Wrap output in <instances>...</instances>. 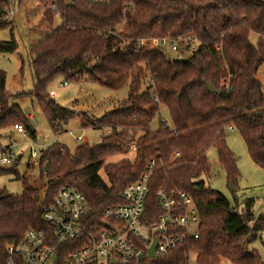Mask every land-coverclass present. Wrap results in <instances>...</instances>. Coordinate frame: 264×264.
Instances as JSON below:
<instances>
[{"label": "trees", "instance_id": "obj_1", "mask_svg": "<svg viewBox=\"0 0 264 264\" xmlns=\"http://www.w3.org/2000/svg\"><path fill=\"white\" fill-rule=\"evenodd\" d=\"M36 2L45 8L42 18L48 33L30 58L34 87L12 94L6 88L5 72L0 71V135L21 126L36 142L32 119L12 104L13 99L23 97L36 101L56 134L77 117L83 118L84 128L108 130L109 134L99 145L81 144L73 152L59 143L43 150L39 159V178L45 182L43 199L28 179L22 181L20 195L0 189V264L6 263L7 247L19 243L28 230L52 234L42 216L63 188L82 192L98 220L108 206L122 203L121 191L137 182L153 160L156 167L148 183V221L157 222L161 211L155 195L166 188L190 195L199 206L202 223L197 240L141 264H189L190 258L195 259L193 264H264L252 247L264 232V216L255 215L253 200H245L239 210L202 180L211 173L207 152L215 148L228 185L233 182L237 188L240 173L226 142L228 128L241 135L251 160L264 171V92L257 79L264 65V0ZM12 5L11 0H0V29L13 25L9 20ZM56 17L63 24L53 29ZM125 24L127 34L121 30ZM11 28L10 40H0L2 54L18 48ZM251 35L258 37L255 44ZM162 38L181 39L175 58L157 48L139 47L142 40ZM185 56H189L188 63L175 62ZM21 62L20 75L23 59ZM60 78L65 83L84 81L115 92L127 89L128 95L116 109L93 118L64 108L50 96L49 86ZM227 79L228 92L222 87ZM208 85L214 93H209ZM161 107L167 108L170 121L160 120L152 130ZM133 149V160L106 163ZM18 158L11 167H0V176L13 173L20 179ZM101 170L105 179L99 175ZM66 247L57 251L54 264H62L78 246Z\"/></svg>", "mask_w": 264, "mask_h": 264}, {"label": "rangeland", "instance_id": "obj_2", "mask_svg": "<svg viewBox=\"0 0 264 264\" xmlns=\"http://www.w3.org/2000/svg\"><path fill=\"white\" fill-rule=\"evenodd\" d=\"M13 7L10 11L9 20L13 22V33L18 43V48L15 52L9 54L0 53V71L6 74V88L12 94H18L22 91H32L35 83L33 73L30 69V61L32 59L33 49L45 34L48 33V24L42 18L45 8L37 4L36 0H11ZM63 24V21L56 17L54 21V28H58ZM11 26V27H12ZM0 29V40H10L12 28ZM122 32L127 34L128 29L126 24L122 27ZM257 36L251 35L250 41L255 44ZM171 59L177 56V52L164 51ZM23 59V73L20 75V68ZM264 65L259 69L257 79L262 84L264 92ZM64 79L60 78L53 82L49 88V94L61 106L72 111L87 113L89 117L101 118L106 113L116 109L119 104L127 98V89H122L117 92L111 91L105 87L89 82H67L65 86ZM149 81L147 79L146 86ZM12 104L19 105L25 114H32L33 126L37 130V144L35 149L40 153L49 147L51 144L59 143L66 146L70 152H73L76 147L81 144L88 143L92 146L99 145L102 138L109 134L108 130H98L93 128H84V120L82 117L72 119L67 125L62 126L61 134H56L50 126L46 117L42 114L36 101L32 97L15 98ZM170 121L169 112L167 108L161 107L160 116L153 120L151 124L152 130H156L159 122ZM0 158L7 154L10 146V154L14 156L13 161L18 158L16 169L19 173L20 179H17L15 174L8 173L0 176V189L5 188L13 195H20L23 191L22 181L28 179L30 186L39 190L41 199L45 195V182H41L39 178V162L37 165H32V158L30 157V142L27 134H16L15 127L5 131L0 135ZM82 136L83 141H77V137ZM31 140V139H30ZM226 142L230 150L237 158V167L240 176L237 180L236 192L232 193L230 184L228 185L226 173L220 166L215 148H211L207 152V157L211 165V173L202 180L211 187V189L222 193L232 205H237L241 210L243 202L248 199L253 200V212L256 216H264V171L257 166L250 158L246 145L241 135L236 130L226 129ZM39 143L42 144L39 146ZM20 155V156H18ZM135 157V150L133 149L127 155H118L108 158L106 163H115L123 158L133 160ZM12 165V164H11ZM7 167H0L8 168ZM99 175L105 179V174L101 170ZM257 249L264 261V232L252 245ZM195 260L193 259L192 262ZM221 264H231L227 261H222Z\"/></svg>", "mask_w": 264, "mask_h": 264}, {"label": "built area", "instance_id": "obj_3", "mask_svg": "<svg viewBox=\"0 0 264 264\" xmlns=\"http://www.w3.org/2000/svg\"><path fill=\"white\" fill-rule=\"evenodd\" d=\"M180 42L181 39H148L142 40L139 47L177 52ZM223 51V47L219 49L220 53ZM228 80L222 82L227 92L230 90ZM154 101L158 102L157 98ZM15 130L24 133L21 126H16ZM82 140V136L77 137V141ZM35 146L30 142L31 164L34 166L39 162ZM13 158L12 155L2 157L0 165H11ZM155 167L156 161L153 160L137 182L121 191L122 203L108 206L98 220L93 217L82 192L69 186L63 188L42 216L52 227V234L28 230L19 243L7 247L5 264H54L57 251L67 245L78 247L68 252L62 264H141L146 259L166 257L187 241L197 240L202 223L200 209L196 201L183 191L160 188L155 198L161 214L156 223L148 221V183ZM154 243V257L150 258L149 250ZM193 259L190 258L188 263L193 264Z\"/></svg>", "mask_w": 264, "mask_h": 264}, {"label": "water", "instance_id": "obj_4", "mask_svg": "<svg viewBox=\"0 0 264 264\" xmlns=\"http://www.w3.org/2000/svg\"><path fill=\"white\" fill-rule=\"evenodd\" d=\"M0 13H1V10H0ZM188 61H189V56H185L184 58L175 59V62H178L181 64L188 63ZM207 89H208L209 93H214V88L212 86L208 85ZM30 128H32V126ZM47 170H48V165H46V167H45V171H47ZM230 189H231L232 193L236 192V188H235V185L233 182L230 183ZM154 249H155V243L153 244V246L149 250V257L150 258L154 257Z\"/></svg>", "mask_w": 264, "mask_h": 264}, {"label": "crops", "instance_id": "obj_5", "mask_svg": "<svg viewBox=\"0 0 264 264\" xmlns=\"http://www.w3.org/2000/svg\"><path fill=\"white\" fill-rule=\"evenodd\" d=\"M61 86H62V85H61ZM29 116H30V118H31L32 120L34 119V116H33L32 114H29ZM15 133H16V134H20V133H18L16 130H15ZM23 134L26 135L25 131H24ZM82 141H83V140H82ZM29 142H33V143H35L36 145H38V144H37V141L34 142V141H32V140L29 139ZM40 145H42V144L39 143V146H40ZM11 147H12V146H10V147L8 148V150L6 151L7 154H6V155L4 154V156H9V155H11V154H10ZM4 156H3V157H4ZM18 156H20V155H18ZM134 158H135V157H134ZM0 159H1V158H0Z\"/></svg>", "mask_w": 264, "mask_h": 264}]
</instances>
